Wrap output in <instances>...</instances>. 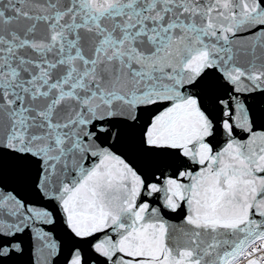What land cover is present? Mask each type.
I'll list each match as a JSON object with an SVG mask.
<instances>
[{"label":"snow or ice","instance_id":"snow-or-ice-1","mask_svg":"<svg viewBox=\"0 0 264 264\" xmlns=\"http://www.w3.org/2000/svg\"><path fill=\"white\" fill-rule=\"evenodd\" d=\"M0 264H264V0H0Z\"/></svg>","mask_w":264,"mask_h":264}]
</instances>
